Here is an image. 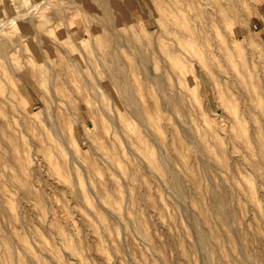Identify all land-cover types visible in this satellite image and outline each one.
I'll use <instances>...</instances> for the list:
<instances>
[{
  "label": "rangeland",
  "instance_id": "obj_1",
  "mask_svg": "<svg viewBox=\"0 0 264 264\" xmlns=\"http://www.w3.org/2000/svg\"><path fill=\"white\" fill-rule=\"evenodd\" d=\"M35 5L0 3V264H264V0Z\"/></svg>",
  "mask_w": 264,
  "mask_h": 264
},
{
  "label": "bare ground",
  "instance_id": "obj_2",
  "mask_svg": "<svg viewBox=\"0 0 264 264\" xmlns=\"http://www.w3.org/2000/svg\"><path fill=\"white\" fill-rule=\"evenodd\" d=\"M2 5V4H1ZM145 6V5H144ZM146 7V6H145ZM249 7V6H248ZM247 8V7H246ZM147 9V8H146ZM93 12V11H92ZM148 13V12H147ZM163 20V19H162ZM153 21V20H152ZM161 30V29H160ZM159 30V31H160ZM163 32V31H162ZM151 33V32H150ZM164 33V32H163ZM140 39V38H139ZM138 40V39H137ZM136 42V41H135ZM141 42V41H140ZM139 42V43H140ZM185 42V41H184ZM180 43H182V42H180ZM136 44V43H135ZM177 45V44H176ZM182 45V44H181ZM183 46V45H182ZM177 48V47H176ZM186 49H188L189 50V48H186ZM190 50H191V48H190ZM3 51V49L2 48H0V52H2ZM178 51H180V50H178ZM144 52H146L145 50H144ZM149 52V51H148ZM192 53V52H191ZM152 54V53H151ZM192 54H194V53H192ZM153 55V54H152ZM155 56V55H154ZM193 57H195V56H193ZM112 58H114L115 59V56L114 57H112ZM190 58V57H189ZM113 61V60H112ZM114 65H115V60H114ZM117 70H120L121 68H119V67H117L116 68ZM146 70H147V75L150 77V78H152V79H154V80H156L157 82H159V83H162V81H163V79H162V77L161 76H159L158 74H156V73H154L153 71H152V69L150 68V66L148 67L147 66V68H146ZM113 71H115V66H113ZM79 72V71H78ZM43 74V73H42ZM42 74H40V75H42ZM43 77V76H42ZM45 80V79H44ZM169 85V84H168ZM170 86V85H169ZM122 93L124 94V96L125 97H128L129 96V94H128V92L125 90V89H122ZM174 105V104H173ZM141 116V120L143 121V122H145L144 121V119H145V117L141 114L140 115ZM65 145V144H64ZM205 151H207V150H205ZM156 157V156H155ZM218 160V159H217ZM259 164H261V165H264V156H263V158H262V160L259 162ZM258 164V165H259ZM158 166V165H157ZM204 168V167H203ZM262 168V167H261ZM163 171H165V168H163ZM173 171V170H172ZM166 173V172H165ZM180 181V180H179ZM173 185H174V187H175V189L180 193L181 192V189H180V187H179V183H178V179L176 178V177H173ZM174 191V190H173ZM183 193V192H182ZM182 195V194H181ZM211 206H212V208L214 209V211L219 215V217L221 218V219H223V212H222V209H221V206H220V202H219V200H218V198L216 197V196H213L212 197V201H211ZM225 205V204H224ZM213 211V212H214ZM210 212V211H209ZM212 213V212H211ZM202 215H203V218L207 221L208 220V213L206 212V208H205V210L203 209L202 210ZM230 219V218H229ZM201 234V233H200ZM201 236V235H200ZM202 237V241L204 242V239H205V235H202L201 236ZM2 239V238H1ZM202 242V243H203ZM204 245V244H203ZM5 247V246H4ZM203 249V248H202ZM209 252H210V259H211V261H212V264H217V258H216V256L213 254V252H211V250H209ZM2 256H3V253H2ZM261 256H263V255H261ZM4 257V256H3Z\"/></svg>",
  "mask_w": 264,
  "mask_h": 264
},
{
  "label": "clouds",
  "instance_id": "obj_3",
  "mask_svg": "<svg viewBox=\"0 0 264 264\" xmlns=\"http://www.w3.org/2000/svg\"><path fill=\"white\" fill-rule=\"evenodd\" d=\"M10 2L12 4L14 11L16 12V15L12 17L11 20L8 21L9 24H17V21L27 19L29 15L35 13L40 7V5H35L31 7V11L21 12V7L25 10L29 9L31 0H22L20 7H17L16 0H10ZM0 3H3V0H0ZM4 26H5V22L3 20H0V28H3Z\"/></svg>",
  "mask_w": 264,
  "mask_h": 264
}]
</instances>
